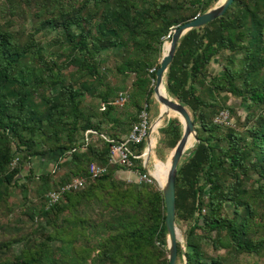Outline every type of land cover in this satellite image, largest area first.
I'll return each mask as SVG.
<instances>
[{
  "label": "trees",
  "instance_id": "1",
  "mask_svg": "<svg viewBox=\"0 0 264 264\" xmlns=\"http://www.w3.org/2000/svg\"><path fill=\"white\" fill-rule=\"evenodd\" d=\"M5 1L12 16L33 8L38 20L28 33L0 27V264H168L162 192L154 181L116 178L125 167L108 163L106 139L121 141L154 99L165 37L217 0ZM38 31L54 35L43 44ZM165 90L187 107L199 140L175 178V221L186 224L177 260L226 264L225 255L206 252V241L215 251L260 256L264 0H233L182 35ZM230 97L244 104L243 118ZM223 109L235 126L213 121ZM169 119L158 143L171 150L181 124ZM144 147L128 146L135 154ZM92 162L106 171L90 177ZM36 163L46 166L37 171ZM133 167L146 170L140 158ZM75 177H85L82 186L48 202L49 191ZM13 188L20 206L9 201Z\"/></svg>",
  "mask_w": 264,
  "mask_h": 264
},
{
  "label": "water",
  "instance_id": "2",
  "mask_svg": "<svg viewBox=\"0 0 264 264\" xmlns=\"http://www.w3.org/2000/svg\"><path fill=\"white\" fill-rule=\"evenodd\" d=\"M232 1L233 0H218L214 5L206 9L204 12L198 13L192 19H189L181 24L176 25V27L173 28L170 36L167 39L169 45L166 51H164L163 42L159 66L155 71L154 85L152 89L153 97L158 104H164L166 107L164 111H159L155 121H161V119L164 118L165 115L172 110L179 114V116L175 117L178 118L181 124V135L169 154V164L163 184H157L156 179L152 175L154 181L162 192L164 201V225L166 229V248L168 264H176L177 243L179 242L178 229L175 224V178L177 174V168L181 162V159L184 156L189 155L190 153L187 151V149L191 146L188 145L189 139L192 137L194 140V144H197L199 140L197 139L196 129L192 121L191 114L187 107L172 96H170L169 94H162L159 88L163 82L165 84V73L167 71L168 65L172 60L176 45L180 37L190 29L201 27L207 22L221 16L225 12L227 7L232 3ZM149 138V136H147L146 138L145 164L147 163V159L149 158V154L151 153ZM181 249L183 255V245L181 246Z\"/></svg>",
  "mask_w": 264,
  "mask_h": 264
},
{
  "label": "rangeland",
  "instance_id": "3",
  "mask_svg": "<svg viewBox=\"0 0 264 264\" xmlns=\"http://www.w3.org/2000/svg\"><path fill=\"white\" fill-rule=\"evenodd\" d=\"M5 4H6L5 0H0V27L9 29L10 31L17 33V34H22V33H28L33 28V26H35L37 24L38 19L33 14V11H34L33 8H31V9L24 8L23 9L24 12L20 13V15H13L12 16L9 13V11L3 9L6 6ZM53 35H54L53 32H50V33L42 32L41 33V31H38L36 33V36L40 39V41L43 44L47 43L48 40ZM165 44H167V41L164 42V45ZM165 48L166 47L164 46V50H166ZM211 70L212 71H216V70L218 71L219 70V67H218V64L216 63V61H214L211 64ZM129 80H131V76L126 78V81H129ZM112 81H115V80L112 78ZM87 101H90V98H87ZM228 104H230L231 106L234 107L235 114L237 116H240L241 118H243V116L245 114V109H244L245 106H244V104H242L240 102L239 99H236V98L234 99V98L230 97V99L228 100ZM159 111H160V109H159V104L157 103V101L155 99L150 100L148 103V113H149V120L151 121V123H153L155 121ZM235 117L236 116L231 113L230 123L228 125H224V126H235V123H236ZM170 118H175V116L170 117ZM167 119H168V117H166V116L164 118H162L159 127L157 126V128H155V130L152 131V134L150 136L151 153L149 154V158L147 159V167L152 172H154V169H155V171L160 170L161 172H164L163 171L164 166H165V164L169 158V154L172 150V149L170 150V148L165 143H161V144L158 143V141L160 140V137H161L160 128L165 126ZM156 121H158V120H156ZM154 123H153V125H154ZM144 144L146 146V139L144 140ZM193 145H194V140L191 137V142H189L190 147L187 149L188 152L193 147ZM44 166H46V165H44ZM43 167H40V165H38V163H36L37 171H41L43 169ZM50 168H51V166H50ZM115 177L119 178V179H124L128 182L137 181V175L135 173H132L131 171H129L126 168L118 169L115 172ZM154 183L156 184L155 181H154ZM11 192H12V195L9 198L10 203L20 206L22 203V197H21L18 189L13 188L11 190ZM227 209H228V212L231 213V208L229 206H227ZM18 212H19L18 208L14 207V211L11 212L9 215H10V217H12L15 213H18ZM1 220H2V218H0V221ZM175 224H176L177 229H178L179 242L181 245H183V231L186 227V224L184 222L179 221V220H176ZM20 244H21L20 242L14 244L15 250H18L20 248ZM203 247L208 254L214 255L216 253H221V254L225 255L227 258L226 264H264V253L261 254L260 256H256L253 254L252 255L228 254V253H225L224 250H222V249H220L218 251L213 250L209 241L204 242ZM176 264H184V262L181 261L180 259H178L176 261Z\"/></svg>",
  "mask_w": 264,
  "mask_h": 264
},
{
  "label": "built area",
  "instance_id": "4",
  "mask_svg": "<svg viewBox=\"0 0 264 264\" xmlns=\"http://www.w3.org/2000/svg\"><path fill=\"white\" fill-rule=\"evenodd\" d=\"M170 33L165 37V41H167ZM152 70V69H151ZM125 95L123 93L119 94L118 102L122 104L125 100ZM213 121L219 125H228L230 123V113L227 109L220 110L213 118ZM151 121L149 120L148 113V104H144L138 113V119L131 125L130 130L126 135H124L121 141H114L112 139L107 138L106 140L109 143V160L108 163L116 164L125 167L132 173L137 175V181L135 182H152L154 181L152 177V171L146 170L144 172L139 171L133 167V161L135 159H141L143 166L147 167V163L145 164V147L141 154L133 153L129 148V144H139L144 142L147 136H151L152 132ZM91 130H87L85 133V140L88 139L87 133ZM150 139V138H149ZM154 146V145H153ZM152 146V147H153ZM106 166L97 163H90L88 166V174L90 177H96L103 174L106 171ZM85 182V177H75L72 180L63 184L59 189L49 191L46 194L49 203H54L63 195L64 192L76 189L83 185Z\"/></svg>",
  "mask_w": 264,
  "mask_h": 264
},
{
  "label": "bare ground",
  "instance_id": "5",
  "mask_svg": "<svg viewBox=\"0 0 264 264\" xmlns=\"http://www.w3.org/2000/svg\"><path fill=\"white\" fill-rule=\"evenodd\" d=\"M168 45H169V43H168V41H167V44L164 45V46L166 47V48H165L166 50H167V48H168ZM166 50H164V51H166ZM159 89H160V92H161L162 94H166V90H165V84H164V82L161 84V86H160ZM165 108H166V107H165L164 104H159V109H160V111H164ZM165 116L168 117V120H170V119H169L170 117H173V116H179V114L171 110V111H169V113L166 114ZM160 123H161V121H156V122L154 123V125H152V130H151V132L154 131L155 128H157V126L159 127ZM189 142H191V138L189 139ZM189 142H188V145H189ZM149 144H150V139H149ZM168 164H169V158H168V160H167V162H166V164H165V166H164V169H163L164 172H161L160 170H156V171H154V172H151L152 175L154 176V178L156 179L157 184H160V185L163 184V182H164V180H165L166 172H167V169H168Z\"/></svg>",
  "mask_w": 264,
  "mask_h": 264
},
{
  "label": "crops",
  "instance_id": "6",
  "mask_svg": "<svg viewBox=\"0 0 264 264\" xmlns=\"http://www.w3.org/2000/svg\"><path fill=\"white\" fill-rule=\"evenodd\" d=\"M147 169H148V167H146ZM149 170V169H148ZM154 171H155V169H154Z\"/></svg>",
  "mask_w": 264,
  "mask_h": 264
}]
</instances>
